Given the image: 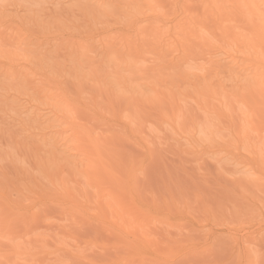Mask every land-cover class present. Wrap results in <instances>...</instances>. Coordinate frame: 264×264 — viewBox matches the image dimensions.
<instances>
[{
	"label": "bare ground",
	"instance_id": "6f19581e",
	"mask_svg": "<svg viewBox=\"0 0 264 264\" xmlns=\"http://www.w3.org/2000/svg\"><path fill=\"white\" fill-rule=\"evenodd\" d=\"M6 1L0 156L14 161L11 146L26 158L13 189L0 186V264H167L176 246L185 263L215 255V227L141 200L142 127L231 155L247 172L211 157L220 180L264 190V0ZM93 229L105 237H82ZM245 229L221 238L240 247L238 264H256L264 225Z\"/></svg>",
	"mask_w": 264,
	"mask_h": 264
},
{
	"label": "rangeland",
	"instance_id": "374dc122",
	"mask_svg": "<svg viewBox=\"0 0 264 264\" xmlns=\"http://www.w3.org/2000/svg\"><path fill=\"white\" fill-rule=\"evenodd\" d=\"M7 1L4 3H7ZM28 1H33V0H28ZM23 2H27V0H21V3ZM202 63H203L202 61L198 60L195 62H191L189 66H195V65L197 66ZM174 70L175 69L173 68L167 69L168 72H173ZM188 99L190 100V97ZM189 100L186 99L185 102H183L184 105L187 102H189ZM190 101L192 102V98ZM191 102L187 104H190L192 106ZM190 105H188V107ZM185 107H186L185 110H187L188 107L187 106ZM1 115H2V111L0 109V128L4 126L3 118H1L2 117ZM135 116L136 115H131V119L134 117L133 118L134 123H132L134 125L135 122L137 124L139 123L136 120L139 118ZM208 120L209 119L207 117L203 118L202 126H204L203 124H205L204 127H208ZM150 123L149 124L147 123L148 126L145 125L144 128L142 127V129L147 130V132L146 131L145 132L148 133L149 135L148 136L150 139L149 147L151 150L150 155L147 157V155L144 153L137 154V161L139 160L141 161V163L145 161V167H146L145 174H142L139 180V185L141 189L140 190L141 200L147 205L159 204L164 208L169 207L174 212L178 209L183 211L184 213L188 212L191 216H194V218L197 219V221L200 222V224H204V225L210 224L213 227H215L214 231H211L210 237L214 238L213 235H216L215 237L218 239L217 240L218 242L216 243L217 244L219 243V246L217 245L216 246L217 248L214 249L215 252L217 253L213 256L212 254L209 253L210 256H212L211 260L208 254V252L210 251L207 252L208 256L206 257L207 259L205 258L206 260L204 259V257L201 258L200 256L199 257L200 260L205 261L203 262V264L204 263L205 264H238L239 253L237 252L240 251V247H238L239 250L235 248L237 246L232 245L233 242L232 244H230L231 241H227L229 239L227 237H225L227 239L223 238L224 239L223 240L221 236L223 235L225 236V234L222 232H225L224 230L227 227H232V226L239 227L241 225H244L246 229L244 231L239 232L240 235L243 236L246 235L248 232L257 231L259 228L263 227L264 190L261 192H255L253 189H251L249 193L244 194L239 186L235 184L222 182L220 180L221 177L219 176L218 171L216 169L215 161L211 157L221 160V165L227 166L226 168L234 173L247 172L246 170L248 168L246 167L245 163H241L237 165L236 162H239L240 160L237 161L231 155H228L227 153L224 152L219 153V152L210 151V153L205 152V153L196 154V153L184 151L183 148L186 147L185 145L186 140L180 138L177 139L176 137H173V135H171L166 130L160 131L159 125L153 122ZM163 125H166L163 128H167L168 126L167 124H163ZM202 126L201 128L203 129ZM149 129L150 130L152 129L151 131H149L151 133L148 132ZM205 130H207V128ZM129 138L130 140L131 138L132 140L134 139L133 137H129ZM127 142L130 143L129 139L128 141H125L124 145H126ZM135 145L137 146V143ZM135 145L129 144L126 146L129 149L135 150L137 147L132 148V146ZM6 147L8 146H5L4 148ZM11 148L13 147L9 146L7 150L9 149L11 151V155L15 156L14 161H11L9 159L1 160V156H0V186L3 190L7 191L8 193L10 192V190L13 189L14 181L18 180L17 179L19 178L18 176L21 175V173H19V170L21 168V164L23 163V159L26 158L25 154H21L20 151H18L17 149H11ZM254 194H257V197L260 198V200L257 201L256 203L250 199V196ZM50 211L53 212L52 209H50ZM90 226H92V224ZM81 234L82 237L95 236V235L100 236L102 238L105 237L104 235H99L95 233L94 229L86 230L85 232H81ZM191 234L193 236L197 235L196 231L194 233L191 232ZM199 239L201 238L199 237L197 241L200 242ZM241 239L243 238L241 237ZM202 240L204 241V239ZM223 242L225 243L223 244ZM226 243H229L233 247L231 248L230 245ZM198 247L204 249L200 245H198ZM174 248L175 249L173 252L176 251V248H177V252L172 257L169 258L170 261H172L175 264H186V263L189 264L191 261L193 262V263L191 262V264H198L197 263L198 261L195 260H199V258L196 257L195 255L192 257L195 258L194 261L190 258V261H188L189 260L188 259L187 260L188 262L185 263L184 259L186 255H183L184 252L180 251L182 247H180L179 250H178V246ZM253 249L256 254L255 255L256 264H264V236L260 239V241L257 244H254ZM233 250L234 251L237 250V251L234 252ZM186 252L188 251H185V253ZM213 252L211 250V253ZM186 254H188V257L192 256L191 253H186ZM233 254H236L238 258L234 255L233 257L234 259H233L232 258ZM181 255L182 257H184V259H182L183 262L182 260H180L182 257L179 258V256ZM206 255L203 254V256ZM103 258H108V257H103ZM169 260L164 262L168 264L170 263ZM178 260H180V263H178ZM228 260L230 261L227 262Z\"/></svg>",
	"mask_w": 264,
	"mask_h": 264
},
{
	"label": "snow or ice",
	"instance_id": "6c2138e0",
	"mask_svg": "<svg viewBox=\"0 0 264 264\" xmlns=\"http://www.w3.org/2000/svg\"><path fill=\"white\" fill-rule=\"evenodd\" d=\"M0 3H2V0H0Z\"/></svg>",
	"mask_w": 264,
	"mask_h": 264
}]
</instances>
